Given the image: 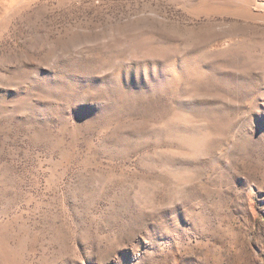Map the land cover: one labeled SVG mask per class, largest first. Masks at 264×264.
<instances>
[{"label":"rangeland","instance_id":"374dc122","mask_svg":"<svg viewBox=\"0 0 264 264\" xmlns=\"http://www.w3.org/2000/svg\"><path fill=\"white\" fill-rule=\"evenodd\" d=\"M0 264H264V0H0Z\"/></svg>","mask_w":264,"mask_h":264}]
</instances>
